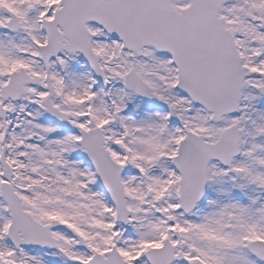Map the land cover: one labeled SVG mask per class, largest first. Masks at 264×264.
I'll return each instance as SVG.
<instances>
[{
	"label": "snow or ice",
	"instance_id": "snow-or-ice-1",
	"mask_svg": "<svg viewBox=\"0 0 264 264\" xmlns=\"http://www.w3.org/2000/svg\"><path fill=\"white\" fill-rule=\"evenodd\" d=\"M0 264H264V0H0Z\"/></svg>",
	"mask_w": 264,
	"mask_h": 264
}]
</instances>
